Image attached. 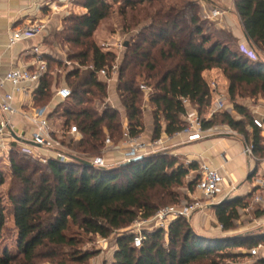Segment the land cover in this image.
<instances>
[{"label": "trees", "instance_id": "obj_1", "mask_svg": "<svg viewBox=\"0 0 264 264\" xmlns=\"http://www.w3.org/2000/svg\"><path fill=\"white\" fill-rule=\"evenodd\" d=\"M75 2L86 13L67 17L62 31L54 34L53 42L57 40L63 49L68 46L69 53L64 61L54 56L43 57L48 70L35 91V104L47 107L54 97L53 88H59L58 77L50 72L51 65H70L64 81L72 95L58 104L53 115L63 119L64 137L68 136L69 147L74 146L82 158L71 156L65 162L52 158L42 164L21 155L16 143L12 145L8 211L17 234V251L0 249V264H90L100 252L85 249L91 240L86 239L106 240L120 232L112 264H237V260L251 257V249L264 248V235L210 238L198 233L186 218L173 221L167 230L145 231L142 247L136 248L129 229L164 208L180 205L178 190L184 187L191 172L198 171L199 165L193 162L176 167L173 162L157 159L150 169L136 172L129 183L121 184L118 179L106 182L114 176V170L101 171L94 179L88 177L86 171L92 169L82 163L101 157L107 138L117 145L124 142L126 133L132 139L144 133L141 85L152 89L149 103L154 108V141L160 139L163 129L168 136L182 133L186 128L184 100L196 107L200 115L212 104V91L204 78V73L212 70L223 73L229 83L233 112L242 119L237 120L229 112L219 113L204 123V129L229 126L247 140L256 160H263L261 131L237 99L264 98V58L258 55L264 52V0H235L236 13L256 60L242 53L241 45L231 34L226 36L228 42H222L206 33L209 22L202 20L200 6L194 0L169 8L163 0ZM116 5L125 21L130 16L132 24L126 26L125 22L126 32L140 28L118 68L117 93L126 111V128L121 112L104 105L108 81L99 74L106 70L110 75L117 56L94 39ZM145 5L149 8L142 7ZM96 101L104 105L102 110L96 108ZM72 126L78 128V138L68 135ZM249 126L252 135L247 131ZM66 144L67 138L62 142ZM197 181L196 175L188 185L190 190L194 191ZM4 184L0 172V188ZM244 201L245 198L229 199L214 207L224 233L236 229L241 210L247 208ZM5 211L0 196V234L5 228ZM254 258L264 264V257Z\"/></svg>", "mask_w": 264, "mask_h": 264}, {"label": "crops", "instance_id": "obj_2", "mask_svg": "<svg viewBox=\"0 0 264 264\" xmlns=\"http://www.w3.org/2000/svg\"><path fill=\"white\" fill-rule=\"evenodd\" d=\"M200 6V17L206 19V17L212 12V10L218 9L222 12V16L216 20H210L213 25L222 30H227L229 34L233 36L236 40L238 46L242 44H247L245 38V33L241 21L236 13L235 0H194ZM78 10L77 15H83L86 10L78 6L75 0H0V58L2 60V71L7 73L13 69L17 68H27L30 71L36 69L35 64V53L34 48L39 47L40 51L44 56H54L60 60H65L64 57H57L56 53L60 52L58 49L60 46L56 43L52 44L51 39L54 34L62 31L64 26V20L71 16ZM43 23L46 25V29L37 37L25 40L14 47L9 46V38L13 31L18 28H22L29 24ZM95 38L96 34H95ZM63 49V48H62ZM220 70H212L204 73V78L208 82L209 76H218ZM222 73V72H221ZM54 75V73H53ZM220 76V75H219ZM104 78V77H103ZM216 80V79H215ZM223 80V79H221ZM116 79L108 82V86L113 85V89L116 92ZM65 83V82H64ZM215 84L219 88L218 83ZM225 84L227 85V80L225 79ZM66 85L61 83L60 87H65ZM39 87V86H38ZM38 87L33 88V93L31 96L24 95L22 92H16L13 87L9 84L0 85V102L6 95H13V106L20 111V114L11 118V124L14 127L15 135L23 136L26 139H30L31 135L35 132V127L30 121L31 115H33L34 110L45 109L46 115L51 122V129L55 126L53 115L58 104L62 103L57 101L54 97L52 103L47 107L41 108L35 104V91ZM218 88L212 93V101H215L219 93ZM57 86L53 88L55 94ZM228 89V88H227ZM108 98V97H107ZM118 98V96H117ZM227 99V98H226ZM106 107H111L117 109L121 112L120 106L121 102L118 99V103L111 100L109 96V102L105 105ZM244 108L250 112L253 118H260L264 120V98L259 97L257 105L247 103L242 105ZM186 115L183 117V121L186 126L189 117L194 115H200L197 108L192 106L190 103L185 105ZM151 110V107H148ZM227 112L231 113L236 117L237 120H241L242 117L233 112V108L227 107ZM152 113H150L148 121L145 123V131L139 137V143L144 145L148 144L150 150V158L146 157L144 161L140 163L127 165V161H123V166L126 171L135 170L137 172L138 168H141L149 161L150 167L156 163L157 159H165L168 162L175 163L176 167L180 165L188 166L190 163L196 162L198 165L201 162L209 164L212 168L219 171L224 179V183L221 187L220 192L215 198L213 204L209 205L205 210L197 213L190 220L193 228L200 234L205 235L210 238H221V237H234L243 235L242 233H237L235 230L224 233L217 220L214 207L224 203L227 200H234L238 198H245L244 204L249 208H258L261 212L258 218L255 220L257 228L261 230L260 234L264 235V189H259L257 187L256 181L260 178L264 179V163L257 161L253 158L247 157L244 154V150L247 146V140L239 135L236 131L227 125H220L211 127V129L221 128L225 132L224 134L219 132H210V128L205 130V138L197 142H189L188 137L182 133L173 136H168L163 129L160 137V145L155 146L154 132L155 123L153 118H151ZM202 118L206 119V122L210 121L212 118L209 117V109L205 116L200 115ZM9 119L0 109V122L2 120ZM61 121L60 127L62 132V137H64L63 132V119H56ZM163 128H165L164 121L162 122ZM125 127H127V119L125 121ZM227 130L235 132V135L226 134ZM247 131L249 135H252V127H248ZM261 135L264 139V130H260ZM56 130V127L52 129V135L56 136L60 133ZM65 138V137H64ZM74 138H77L74 137ZM14 141L10 138L0 137V159H3L7 164L9 155L12 149ZM20 148V145L17 144ZM112 149L113 153L118 152L123 154L124 143L113 144L112 147L107 150ZM141 152V151H140ZM46 152H41V155ZM142 153L137 154V157H143ZM107 168L102 171L114 170L110 169L112 166L111 161L104 158ZM122 161V160H121ZM91 171V170H90ZM139 171V170H138ZM94 170L91 171L93 173ZM120 172H124L123 170ZM140 172V171H139ZM197 172H191L189 176L184 180V187L181 189L183 195L189 200L200 197V195L195 191L189 189V183L195 179ZM134 178V177H133ZM132 178V179H133ZM131 179V180H132ZM260 196L263 199L262 203H255V198ZM247 212L248 208L241 210V212ZM248 213V212H247ZM215 225L216 231L209 233L203 231V227H212ZM248 234V233H246ZM118 249V248H117ZM115 249V252L117 251ZM115 254V253H114ZM259 256L264 257V251L261 250ZM114 258L112 260V263ZM111 263V264H112Z\"/></svg>", "mask_w": 264, "mask_h": 264}, {"label": "built area", "instance_id": "obj_3", "mask_svg": "<svg viewBox=\"0 0 264 264\" xmlns=\"http://www.w3.org/2000/svg\"><path fill=\"white\" fill-rule=\"evenodd\" d=\"M222 16V12L218 9L212 10V12L206 17L208 20H216ZM46 29V25L43 23L29 24L22 28H18L13 31L9 38V46L14 47L19 43L28 40L33 37L39 36ZM106 46V45H105ZM110 48V47H108ZM241 51L244 55L252 60L257 59L255 51L248 45H241ZM110 50V49H108ZM35 53V64L36 69L30 71L27 68H17L13 69L7 73L2 71V60L0 58V85L9 84L13 87L16 92H22L24 95L31 96L33 93V88L40 85L42 77L47 73V64L43 59L42 52L39 47L34 48ZM119 68V67H118ZM117 66H114L113 72L109 73L106 70H102L99 74L101 77L106 78L108 82H111L112 77L118 74ZM217 85H212V93L217 89ZM36 89V88H35ZM144 97L149 99L152 94V89L146 85H141ZM72 95L71 90L68 87H60L56 89L54 98L59 102H65L70 99ZM13 95H6L0 102L1 111L9 117V119L2 120L0 122V137L10 138L14 143L19 144V152L25 157H31L37 159L41 152H48L53 149V140H51L52 129L51 122L47 118L45 109L34 110L33 115L30 117L32 125L35 127V132L31 135L30 139H26L23 136L13 137L15 134L14 127L11 124V118L20 114V111L13 106ZM227 99L223 94H218L215 101L209 108V117L212 118L218 113H222L227 110L226 105ZM189 101L184 100V105H188ZM205 118L200 115H194L189 117L187 126L182 134L188 137L189 142H197L205 138L204 123ZM254 126L259 130H264V120L260 118H254ZM126 128V127H125ZM211 129V128H210ZM127 130V129H126ZM210 132H219L224 134V130L221 128L211 129ZM226 134L235 135V132L227 130ZM71 137L79 136V131L76 126H72L70 132L68 133ZM139 138H130L128 133L125 134L124 148L129 152L130 158L128 161L136 158L138 152L144 148V145L139 143ZM161 141H156L155 146L160 145ZM113 146V142L110 138L106 139L105 149ZM244 154L247 157L256 160L253 148L251 146H246ZM40 162L43 164L48 163L50 158L39 157ZM54 159H59L62 162L69 161V158L63 153H56ZM92 164V170L98 169L103 170L107 168L106 162L103 157H97L95 159L89 160ZM264 163V159L262 160ZM198 181L195 187V191L200 195V197L191 199L189 203L181 204L178 206H171L160 210L153 218L148 220H141L136 222L132 227L131 231L134 235V246L136 248H141L143 241L145 239V231L153 232L156 230L164 229L167 230L169 225L180 218H186L191 220L194 215L205 210L209 205L213 204L216 196L221 190L224 183V179L218 170L212 168L209 164L201 162L197 171ZM257 187L259 189H264V179H258L256 181ZM263 199L260 196L255 198V203H262ZM107 241L105 239L99 238L98 243L105 244ZM261 250H264L263 246H258L250 250V255L252 257L259 256Z\"/></svg>", "mask_w": 264, "mask_h": 264}, {"label": "rangeland", "instance_id": "obj_4", "mask_svg": "<svg viewBox=\"0 0 264 264\" xmlns=\"http://www.w3.org/2000/svg\"><path fill=\"white\" fill-rule=\"evenodd\" d=\"M76 1V0H75ZM184 1H188V0H163V3L165 5L166 8L172 7V6H181L182 3ZM158 6V5H157ZM156 6V7H157ZM143 8L146 7L145 9H148L149 6L145 5L142 6ZM138 8L139 10L142 9ZM155 7V8H156ZM138 10V11H139ZM76 12H72V15H77L78 10H75ZM154 11V9H153ZM152 11V13H153ZM147 12H151V10H147ZM136 15V14H135ZM203 21L205 22H209V24L206 25L205 27V31L206 33H208L209 35H211V37L213 39H218L222 42H228L229 39L226 37L229 34V32L227 30H222L221 28H217L213 25V23L210 20H205L202 18ZM130 21V16L128 17V22L125 21L120 13H119V6L116 5L115 7L113 6V13L112 15L109 17V19H107L105 22L101 23V25L99 26V28L96 31V37L94 35V39L97 41V43L106 51H112L113 53L116 54L117 56V61L115 66L120 67V65L123 62L124 59V55L127 52V47L130 43H132V41L134 40L133 38H135L138 34V29L130 31V32H126L124 30L125 28V22L126 26L131 25V21ZM211 23V24H210ZM52 44H56L57 40H54L53 42V38L51 39ZM106 45V46H105ZM58 46H60L58 49L60 50V52H58V54L56 53L57 57H64L65 60H67V53H69V49L68 46H65L64 49H62L61 45L58 44ZM110 47V48H108ZM110 49V50H108ZM258 55H260L261 57L264 58V52H258ZM70 65L68 66H62V67H58L54 64L51 65V69L50 72L54 73V78L58 77L59 82L61 83V86L63 84H65L64 82V76L66 75V73L70 70ZM114 70V69H113ZM113 72V71H112ZM218 76H209V79L212 80H208V83L210 85V88L212 90V83H218L219 84V88H218V92L220 93H224L226 98H227V102L226 105L228 108H233L232 103L230 101L229 95H228V86L229 83L227 82V85L225 84V77L223 75V73L218 72ZM220 75V76H219ZM118 74L117 76L112 77V79H116V85L118 83ZM103 78V77H102ZM216 79V80H215ZM223 79V80H221ZM144 81V79L142 80ZM67 87V86H66ZM117 88V86H116ZM109 96L111 98V100L115 103H118V93L116 96V92L113 89V85H110V88L108 86V98L105 100V104H107V102H109ZM259 98H251V97H245V98H238L237 99V103L241 104V105H245L247 103L250 104H254L257 105ZM52 103V101L50 102ZM103 104H100L98 101L95 102V106L96 108L102 110L103 109ZM148 107H151V110H149ZM144 114H143V119H144V125L145 123L148 121L150 113H152L151 118H153V111L154 108L153 106L150 105L149 103V99H146L144 97ZM121 109V117L122 120L126 121V111L123 108L122 104L120 106ZM227 112V111H224ZM222 112V113H224ZM207 112L203 113L202 116H205ZM219 114V113H218ZM221 114V113H220ZM55 120V126L52 127V129H54L56 127V130L60 132L61 127H60V123L61 121H57L56 119H58V116H54ZM220 126V125H217ZM67 138V144L66 145H62V142L65 141ZM64 138L62 137V132H60L59 134H57L56 136H52L51 140H53V149L51 151H46V153H43L42 155H39V157L44 158H54L55 154L60 152L63 153L64 155H66L67 157H77V158H82L81 154H79L76 150H74V146L69 147V138L68 136ZM78 138V136H77ZM125 140V139H124ZM141 143V142H140ZM145 149H141L139 151V154L142 153L144 159L146 157H148L147 159H149L150 157V150H149V146L148 144L145 145ZM150 154V155H149ZM10 157V156H9ZM38 157V158H39ZM101 157L106 158L107 160L111 161L112 166L110 167V169H114L115 174L114 176H112V178L108 179L106 182L112 180L116 181L118 179L119 183L121 184H126L129 183V181H131V179L135 176V170H129L126 171L125 168L121 165H123V161L127 163L129 162L128 159L130 158V154L127 150H124L123 154L121 155V153L118 152H114L112 151V149H103L102 153H101ZM36 159L37 161H40V159ZM122 160V161H121ZM9 161V159H8ZM41 163V162H40ZM43 164V163H42ZM127 166V165H126ZM130 166V165H128ZM149 161L144 164V166H142L141 168L137 169V172H145L147 171V169L149 168ZM124 171V172H120V171ZM139 170V171H138ZM102 170H98V169H94V172L91 173V171H86V174L89 175L88 177L94 179L97 178V176L99 175L98 173L101 172ZM0 172L2 173L4 180H5V184L0 188V196L2 197V204L3 206L6 208V211L4 213L5 215V228L2 231V233L0 234V249L1 250H5L8 249L9 251H12L13 253H16L17 251V246H16V230L14 229V223H13V218L11 216V214L9 213L8 210H10V202H9V198H8V191L10 190L11 187V183H12V171H11V164L10 163H6L5 161H3V159H0ZM262 175H264V173H262ZM115 179V180H113ZM179 193L181 194V204H186L189 203L190 200L183 195L182 190H178ZM180 204V205H181ZM248 208V213L247 212H241V217L240 220L236 223L237 225V229L235 230L237 233H242L243 235L246 233H251L252 235H257L261 233V230H259L257 228V225L255 224V220L256 218L259 217V215L261 214L260 210L256 207L254 208ZM201 228L203 229V231H207L209 233H213L216 231V227L215 225H212V227H203L201 226ZM131 230V228L129 229ZM128 231V230H125ZM264 231V229L262 230V232ZM75 233V230H74ZM122 233V232H120ZM120 233L111 236L109 239H106V243L105 244H99L98 240L99 238L97 237H88L86 239V241H88V239H91L90 241L87 242V244L85 245V249H91V250H96L99 251L100 254L94 258L90 264H111L112 260L114 258V253H115V249H117V244H116V238L118 235H120ZM237 251V250H236ZM264 251V250H263ZM237 264H260L259 263V259L254 258V257H249V258H243L240 260L236 261Z\"/></svg>", "mask_w": 264, "mask_h": 264}, {"label": "water", "instance_id": "obj_5", "mask_svg": "<svg viewBox=\"0 0 264 264\" xmlns=\"http://www.w3.org/2000/svg\"><path fill=\"white\" fill-rule=\"evenodd\" d=\"M245 38H246V36H245ZM246 40H247V38H246ZM247 42H248V41H247ZM13 137L17 139V137H16L15 134H13ZM141 161H144V157H137V158H134V159L130 160V161L127 163V166H128V165H132V164H136V163H140ZM82 163H83L87 168H89V169L92 168V164H91L90 162H88V161H82ZM221 204H222V203H221Z\"/></svg>", "mask_w": 264, "mask_h": 264}]
</instances>
